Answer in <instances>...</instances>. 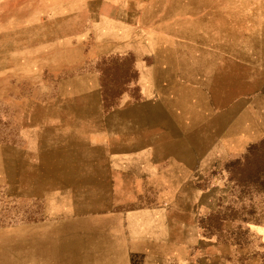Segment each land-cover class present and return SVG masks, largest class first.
I'll return each mask as SVG.
<instances>
[{
  "label": "rangeland",
  "instance_id": "obj_1",
  "mask_svg": "<svg viewBox=\"0 0 264 264\" xmlns=\"http://www.w3.org/2000/svg\"><path fill=\"white\" fill-rule=\"evenodd\" d=\"M191 2L192 16L221 13L239 62L220 73L222 143L190 185L189 256L264 264V0ZM103 3L0 0V264H126L105 232L97 145L103 114L137 97L136 73L104 52Z\"/></svg>",
  "mask_w": 264,
  "mask_h": 264
},
{
  "label": "crops",
  "instance_id": "obj_2",
  "mask_svg": "<svg viewBox=\"0 0 264 264\" xmlns=\"http://www.w3.org/2000/svg\"><path fill=\"white\" fill-rule=\"evenodd\" d=\"M103 2L113 9L98 15L112 25L104 52L133 58L137 92L100 127L110 247L126 264H211L189 256L190 185L204 181L207 154L222 143L216 94L238 53L223 42L221 13L192 16L191 0ZM175 200L186 204L174 209Z\"/></svg>",
  "mask_w": 264,
  "mask_h": 264
}]
</instances>
